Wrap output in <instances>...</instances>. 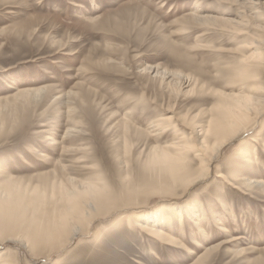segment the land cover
I'll list each match as a JSON object with an SVG mask.
<instances>
[{"label": "rangeland", "instance_id": "374dc122", "mask_svg": "<svg viewBox=\"0 0 264 264\" xmlns=\"http://www.w3.org/2000/svg\"><path fill=\"white\" fill-rule=\"evenodd\" d=\"M251 2L264 9V0ZM234 3L0 0V99L21 89L50 86L32 105L13 99L1 105L0 176L8 171L23 178L20 184L28 195L50 194L53 183L66 177L81 182L99 177L115 190L125 174L136 177L152 147L192 139L191 127L206 124L220 98L216 92L235 93L243 88L247 94L246 86L264 92V64L241 78L232 76L240 56L251 52L236 50L245 36L235 38L217 24L186 18L191 14L236 20L239 9ZM261 15L247 25V37L264 33V11ZM257 25L263 28L260 33L254 29ZM260 120L262 124L241 140L224 146L212 169L218 167L228 174L232 168V174L247 173L264 183V114ZM251 135L259 142L249 147L247 159L253 158V165L245 171V162L233 155ZM49 139L61 144L50 147ZM29 148L36 152L28 153ZM38 153L49 159L44 161ZM213 178L212 173L181 199L182 205L196 203L195 217L201 220L204 234L185 215L179 224L174 211L165 210L175 201L170 196L153 195L146 202L140 198L139 211L161 210L170 216V231L183 232L182 242L191 249H195L192 238L207 247L224 239L217 223L226 226L232 236H242L236 247L254 249L234 256L229 252L232 246L221 248L209 264H264V195L258 188L243 195ZM218 199L226 209L219 206ZM124 215L116 212L97 218L88 234L49 261H25L28 254L21 249L23 264H188L194 259L181 249H170L123 226L120 219ZM115 220L118 226L110 229ZM99 233L102 236L96 242L94 235ZM6 247L18 250L17 243Z\"/></svg>", "mask_w": 264, "mask_h": 264}, {"label": "bare ground", "instance_id": "6f19581e", "mask_svg": "<svg viewBox=\"0 0 264 264\" xmlns=\"http://www.w3.org/2000/svg\"><path fill=\"white\" fill-rule=\"evenodd\" d=\"M232 1L239 9L238 12L236 11L238 13L236 14V20L218 16L200 17L191 14L186 18L206 25L217 24L221 27V31L235 38L238 36L246 37L245 41L240 45L238 44L239 46L237 45L236 50H250L251 52L240 56L235 73L232 74L234 77L241 78L250 71H257L264 64V33L257 38H251L253 36L249 38L246 32L247 25L252 20L262 16L264 9L257 4L258 2L252 3V0ZM94 20L98 19H92L90 22H94ZM254 29L260 33L263 28L257 25ZM189 83L187 86L190 87L189 91H192V83L190 85ZM49 88L50 86L21 89L11 96L1 98L0 108L4 102L10 99L16 100V102L22 100L23 105H32L30 103ZM242 89H240V92L237 91L238 93L216 92L220 98L213 109L211 108L212 113L206 124L193 125V127H191L193 123L191 124L192 139H179L177 142H170L171 144L167 147H152L141 163L136 177H130L129 174L120 177L121 180L115 190L105 185L99 177H94L88 181L86 179L85 182H83L84 180L81 182L66 177L65 180L58 179L59 181L53 183L50 194L35 192L28 195L25 187L20 184L23 178L14 177L10 172L4 171L0 176V247L5 248L0 249V264H23L24 259L29 262L41 258L49 261L54 254L59 253L75 239L85 235V233L88 234L92 223L97 218L109 216L116 212L125 214L120 219L123 226L132 228L148 238L154 239L161 245L170 247V249H181L187 257H193L194 259L188 264H209L213 261L214 254L219 249L229 246H232V250H229V252L234 256L253 252L254 249L251 247L248 249L236 247L242 236H232L228 228L220 223H217L219 225L218 230L225 237L224 239L207 247L200 242L201 240L198 241V238V240L192 238V245L195 249H191L182 242L184 239L183 232L175 234L177 231H170V216L165 213L163 215L161 210L154 212L139 211L141 209L139 206L143 204L139 200L143 198L146 202L153 195L170 196L175 201L172 202L171 207L165 206V210L174 211L173 218L179 224H182L185 215L188 221L195 226H199L197 231L204 234L205 229L203 230L202 226L199 225L200 219L195 217L197 216L196 203L182 205L181 199L198 183L206 181L212 173L214 178L224 181V184L237 189L243 195L246 192H252L256 188L264 195V183L256 178H250L251 175L250 177L247 176V173L240 175L242 172L232 174V168L228 171V174H224L218 167H215L216 169L211 167L212 163L217 161L225 145L232 140L234 142L241 140L245 134L250 133L256 126L262 124L260 119L264 114V92L259 91L255 86H246L247 94H244ZM57 99L60 100V95ZM73 129L75 131V128ZM49 140L50 147L61 144L57 139ZM258 142L259 139L256 136H249L245 143L241 142L239 144L233 155V158L245 162V171H248V168L253 165V158L247 159L249 147ZM35 152L34 148L28 149V153ZM39 156L44 161L49 159L44 153L39 154ZM20 159L24 161L23 164L28 165L24 157H20ZM194 161L197 164L194 165ZM240 166L243 167V164L240 163ZM229 167L228 165V169ZM62 168L64 169V167ZM52 178L56 180L55 176H52ZM177 191H180V193L177 194ZM218 203H220V207H224V204H221V199H218ZM207 207L209 208V206ZM226 207L225 205L224 208L226 209ZM183 211L184 213H181ZM210 213L213 217L212 210H210ZM204 218L205 214L201 219ZM118 222L117 220L113 221L110 229L114 226L117 227ZM165 227L168 228L164 231L163 228ZM101 233L94 235L96 242L104 234ZM12 243H17L18 250L13 251L6 247ZM21 249L27 252L28 257L24 256L23 259L20 256ZM262 250L264 251V249ZM199 251L201 253H197ZM220 252H223V250Z\"/></svg>", "mask_w": 264, "mask_h": 264}]
</instances>
